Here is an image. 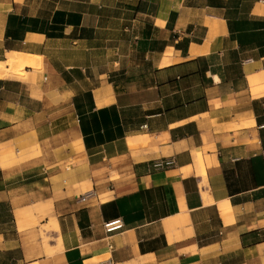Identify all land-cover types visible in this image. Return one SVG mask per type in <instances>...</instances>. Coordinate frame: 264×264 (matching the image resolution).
<instances>
[{"label": "crops", "instance_id": "crops-1", "mask_svg": "<svg viewBox=\"0 0 264 264\" xmlns=\"http://www.w3.org/2000/svg\"><path fill=\"white\" fill-rule=\"evenodd\" d=\"M0 63V264H264V0H0Z\"/></svg>", "mask_w": 264, "mask_h": 264}, {"label": "rangeland", "instance_id": "rangeland-1", "mask_svg": "<svg viewBox=\"0 0 264 264\" xmlns=\"http://www.w3.org/2000/svg\"><path fill=\"white\" fill-rule=\"evenodd\" d=\"M116 43V42H115ZM57 46V43H54V44H49V55L51 56V58H55L60 60L59 58V54L57 53V49H55ZM55 50V51H54ZM110 59L111 60V54L108 53V56L106 57L105 53L103 55L99 54V53H94V54H74V55H71V56H67L64 58V60H87L88 62L91 61L93 63V72L96 73V72H101L103 70H105V67H106V59ZM130 60L132 61V57L130 58Z\"/></svg>", "mask_w": 264, "mask_h": 264}, {"label": "trees", "instance_id": "trees-1", "mask_svg": "<svg viewBox=\"0 0 264 264\" xmlns=\"http://www.w3.org/2000/svg\"><path fill=\"white\" fill-rule=\"evenodd\" d=\"M53 19L55 20L51 25H50V30L46 31L47 34L50 35V37H53L55 35H58L59 32L61 34V31L63 30V25L65 24H72V22H74V15L68 16V18L66 20H64L62 13L59 11H56L54 13V17ZM58 23H61L58 24ZM55 32L57 34H55Z\"/></svg>", "mask_w": 264, "mask_h": 264}, {"label": "bare ground", "instance_id": "bare-ground-1", "mask_svg": "<svg viewBox=\"0 0 264 264\" xmlns=\"http://www.w3.org/2000/svg\"><path fill=\"white\" fill-rule=\"evenodd\" d=\"M4 71L5 72V76H17L18 78L20 77V79H26L28 78V71L26 70H22L20 72H14V73H10L9 71L6 70V68L4 67V65L2 63H0V72ZM6 76V77H7Z\"/></svg>", "mask_w": 264, "mask_h": 264}, {"label": "built area", "instance_id": "built-area-1", "mask_svg": "<svg viewBox=\"0 0 264 264\" xmlns=\"http://www.w3.org/2000/svg\"><path fill=\"white\" fill-rule=\"evenodd\" d=\"M116 223H118V221L116 220V221H113V222H110V223H108V224H106L107 226H110V225H112V224H115L116 225ZM117 226V225H116Z\"/></svg>", "mask_w": 264, "mask_h": 264}]
</instances>
